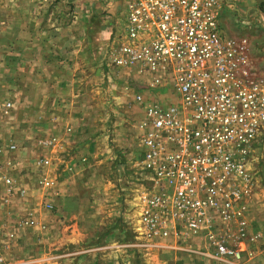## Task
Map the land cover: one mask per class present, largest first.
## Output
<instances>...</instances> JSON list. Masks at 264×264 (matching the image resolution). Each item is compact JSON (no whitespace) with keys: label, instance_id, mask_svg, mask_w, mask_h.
<instances>
[{"label":"rangeland","instance_id":"rangeland-1","mask_svg":"<svg viewBox=\"0 0 264 264\" xmlns=\"http://www.w3.org/2000/svg\"><path fill=\"white\" fill-rule=\"evenodd\" d=\"M108 4V0H0V136L6 139L14 116L18 133L33 131V147L28 149L20 143L28 137L14 135L20 146L15 155L19 164L11 173L26 193L14 194L8 202L0 200V226L15 227L3 264H264V130L250 164L254 193L249 225L254 239L245 240L242 259L222 260L206 248H195L203 253L145 248L135 237L132 203L140 187L134 166L136 124L142 112L133 96L140 83L108 65L107 45L121 22L117 6ZM219 19L227 35L247 39L254 64L264 71V0H222ZM23 32L67 40L79 36L82 49L77 41H64L52 56H14L13 38H21ZM35 78L45 88L34 89L29 104L24 101L30 90L25 85ZM7 101L12 108L5 115ZM29 115L34 116L31 124L25 120ZM40 128L47 135L42 132L44 136L38 137ZM41 156L51 159L46 174L55 181L53 189L38 183L41 175L34 160ZM46 201L53 204L51 211L45 208ZM24 218L45 227L20 224Z\"/></svg>","mask_w":264,"mask_h":264},{"label":"built area","instance_id":"built-area-1","mask_svg":"<svg viewBox=\"0 0 264 264\" xmlns=\"http://www.w3.org/2000/svg\"><path fill=\"white\" fill-rule=\"evenodd\" d=\"M108 3L121 15L107 45L108 65L140 83L133 96L142 112L136 124L135 237L145 248H206L219 259L239 261L245 240L254 239L250 164L264 130V71L254 64L246 38L225 33L222 0ZM11 108L5 102V115ZM18 151L16 142L0 136L2 202L26 193L11 173ZM34 165L38 183L53 189L46 174L51 159L38 157ZM44 204L52 210L50 201ZM22 223L45 227L33 218ZM14 237L15 227L0 226V264Z\"/></svg>","mask_w":264,"mask_h":264},{"label":"crops","instance_id":"crops-1","mask_svg":"<svg viewBox=\"0 0 264 264\" xmlns=\"http://www.w3.org/2000/svg\"><path fill=\"white\" fill-rule=\"evenodd\" d=\"M68 4V3H67ZM93 10V9H91ZM235 10H241L240 8L238 9H235ZM247 11V10H246ZM92 13L94 11H91ZM222 23L225 27H227L229 29V23L228 21L223 18L222 16ZM48 33H54V32H48ZM23 35L21 36V38H13L14 40V44H13V48H11V50H13V55L16 56V55H19V56H24V57H39V56H43V55H46V56H52V53H58L56 52L57 50H59V48H57V45H59V43L63 42L62 43V48L64 47V41L66 42H71L72 43L74 41H77V47H78V50H81L82 49V39L78 36V37H73V38H69L68 40L66 38L62 39V38H52L50 37L49 34L46 33V35H41L42 33H37V34H28V33H22ZM45 34V33H44ZM16 42H23V45L21 47H17V44ZM63 51V50H62ZM51 52V53H50ZM28 70V68H27ZM30 71H34V72H38V70L40 69H35V68H29ZM41 77V76H40ZM43 81L37 78H35L32 82L30 81L28 86L27 84L25 85L27 88H29L30 90L24 95V101L26 103H29L31 104V98L34 97V95L32 96V94L36 93V90L37 89H44L45 88V84L42 83ZM36 89V90H34ZM26 92V91H25ZM41 94L39 95V98H36V99H41ZM30 112H32L30 110ZM34 116L32 115H29V120H28V117H26L27 119H25L27 122L29 121V124H31L30 120H32ZM44 118L45 116L42 115V117L39 118V122L40 125H42V121H44ZM19 123L18 119H15V116H14V119L11 123H9L7 125V133H6V136L5 138L8 139V140H13L14 142H16V139L14 138L15 136H21V135H26L28 137L29 140H24L23 142H20L22 143L23 147L28 149L27 147H33L32 146V139L33 138H30L33 136V131L28 129L25 133H18V125L16 124ZM39 133H38V137H41V136H44L42 135V132H45V135H47L46 131L43 130L42 128H40L39 130ZM44 134V133H43ZM15 135V136H14ZM49 136H53V135H49ZM17 143V142H16ZM19 145V144H18ZM30 145V146H28ZM56 146V145H55ZM20 147V146H19ZM50 147V146H49ZM233 264H236V263H233Z\"/></svg>","mask_w":264,"mask_h":264}]
</instances>
